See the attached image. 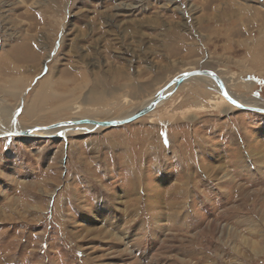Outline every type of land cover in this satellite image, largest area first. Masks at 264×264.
<instances>
[{
  "label": "rangeland",
  "instance_id": "1",
  "mask_svg": "<svg viewBox=\"0 0 264 264\" xmlns=\"http://www.w3.org/2000/svg\"><path fill=\"white\" fill-rule=\"evenodd\" d=\"M195 70L264 109V0H0V133L69 121L26 122L37 92L85 126ZM212 84L1 135L0 264H264V113Z\"/></svg>",
  "mask_w": 264,
  "mask_h": 264
},
{
  "label": "bare ground",
  "instance_id": "2",
  "mask_svg": "<svg viewBox=\"0 0 264 264\" xmlns=\"http://www.w3.org/2000/svg\"><path fill=\"white\" fill-rule=\"evenodd\" d=\"M193 79L202 80V81L204 80L208 84H212L213 83L212 85H214L215 89H217L218 93L220 94L219 86L210 77H207V76H195V77H191V78H189L187 80H193ZM45 83H46V81L42 83V86ZM178 87H179V85L177 87H175V85H172L171 87H169L171 89H170V91H168V93L163 94V92H162L161 94H163V95H167L168 94V96H169L171 94V92L173 90H176ZM223 90L225 91V93L229 97L233 98L238 103L242 104L244 107L257 108V107L252 106L251 104L246 103L244 100H241V99L237 98L236 96H233L226 89L223 88ZM44 92H46V91L44 90ZM44 92H42V93L37 92L36 96L33 99V102H31L32 104L29 107H26L24 109L23 115H24V117L26 119V122H32L31 124H33V125L34 124H39V125L43 124L44 125L47 122H57L58 123L61 120H66V119H68L69 121H67V122L61 121V123H60L61 125L56 126L55 128H51V129L41 130V129H39V127L37 128L38 130L32 129V134L33 135H38V136L55 135V134H59V133L62 134L61 132L63 131L62 135L64 136V135L70 134L72 132V130H73V133H79V132L81 133V132H86V131H90V130L96 129V128H94V126L92 124L85 123L84 124L85 126H83L82 123H79V121H76L74 119L70 120V118L66 116L67 113L69 112L70 108H71V104H70L71 103L70 102V97L71 96L62 97V96L55 95V93H54V95H48L50 93L49 92L47 95L52 99V102H53V100H55L56 103L54 105H52V107L47 108V107H45V105H46L45 102H46V98L48 96ZM10 95L13 96V93L10 94ZM220 98L224 99L221 95H220ZM68 99H69V101H68ZM57 102H58V104H57ZM163 102H161L159 104H162ZM134 114H132L131 116H133ZM106 115L108 116V114H106ZM131 116H129L127 118L119 119V120H112V121H120V120L128 119ZM87 121L88 122H96V121H93V120H87ZM43 128H45V127H43ZM99 128H101V127H99ZM65 131H69V132H65ZM13 132H15V131H13ZM9 133H12V131L11 130H8L7 132L3 131L2 133H0V136L2 135L1 137H3V136L5 137Z\"/></svg>",
  "mask_w": 264,
  "mask_h": 264
},
{
  "label": "water",
  "instance_id": "3",
  "mask_svg": "<svg viewBox=\"0 0 264 264\" xmlns=\"http://www.w3.org/2000/svg\"><path fill=\"white\" fill-rule=\"evenodd\" d=\"M195 76H207L210 77L218 86L220 89V95L233 107L239 109V110H246V111H251V112H257V113H264V109L261 108H247L244 107L242 104L238 103L236 100H234L233 98L229 97L225 91L223 90V87L221 85V81L218 78V76L211 71H207V70H195V71H191V72H186L182 75H180L179 77L173 79L172 81H170L165 88H169L172 85H175V87H177L178 85H180L182 82L186 81L187 79L191 78V77H195ZM164 88V89H165ZM162 91H164L162 89ZM162 91H160L158 93V95L151 100L146 106H144L142 109H140L138 112H136L133 116H131L128 119H124V120H120V121H106V122H88V121H84L85 123H89L92 124L94 126V128H108V127H116V126H120L123 124H127L130 123L138 118H141L142 116L152 112L159 103L165 101L168 97L167 95H163L161 94ZM83 123V122H82ZM12 136H27V137H32L35 136L32 134V130H23V131H19V132H12L9 133L8 135H6V137H12Z\"/></svg>",
  "mask_w": 264,
  "mask_h": 264
}]
</instances>
